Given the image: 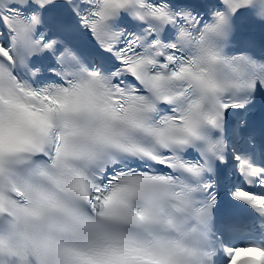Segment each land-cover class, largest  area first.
I'll use <instances>...</instances> for the list:
<instances>
[{"label": "snow or ice", "instance_id": "obj_1", "mask_svg": "<svg viewBox=\"0 0 264 264\" xmlns=\"http://www.w3.org/2000/svg\"><path fill=\"white\" fill-rule=\"evenodd\" d=\"M63 2L77 24L43 16L57 0H0V264H215L199 226L217 207L218 164L227 167L231 155L245 182L264 187L248 131L264 60L225 55L221 44L239 21H264V0H212L210 19L169 0ZM122 13L143 30L117 28ZM89 33L97 54L115 60L111 67L68 42ZM193 42L190 60L185 45ZM45 54L60 83L39 82L43 68L32 59ZM177 80L188 81L180 92ZM162 104L169 110L158 115ZM233 110L242 114L229 139ZM189 149L199 158H185ZM115 152L149 163L118 167ZM93 166L106 171L99 190L114 191L92 197L90 213L78 198L88 197L84 169ZM229 194L264 214V194ZM239 227H212L213 239Z\"/></svg>", "mask_w": 264, "mask_h": 264}, {"label": "clouds", "instance_id": "obj_2", "mask_svg": "<svg viewBox=\"0 0 264 264\" xmlns=\"http://www.w3.org/2000/svg\"><path fill=\"white\" fill-rule=\"evenodd\" d=\"M134 20H137L139 21L138 19L134 18L133 16H131ZM141 22V21H139ZM228 46V43L226 42V38H225V41L222 42L221 44V47L223 49V52L225 55L226 54V51L225 49L227 48ZM185 51L187 53V56H188V59H195L196 55L198 54V48H197V45L193 42L191 43L190 45H185ZM188 85V81L186 80H177L175 81V91L176 92H180L183 90L184 87H186ZM161 105H157L158 108H161L160 107ZM54 107H56L54 105ZM163 114V110L161 109V112L158 114V115H162ZM60 131V129L56 126H54L51 130V133L53 136H55L58 132ZM157 151H167V149H164V146L162 145H156L155 146ZM172 147H179L178 145H170L169 148H172ZM115 155V159L118 160V167L121 166V165H127V163L129 161H131L132 159H136V160H139V161H142V162H146V163H149L148 161H144V160H141L139 157H132L131 154H127V153H120V152H115L114 153ZM84 174L86 175L87 177V182L89 183V188H88V197L85 198L83 196H79L78 198V203H79V206L86 210V211H89L90 213L92 212V209L90 207L91 203L93 202L92 201V197L96 196V195H100L101 198L105 197V196H108L110 195L113 191H114V188L112 187H109L106 191H100L99 190V185L102 183V181H100L98 179V176L99 175H106V171H101V169L97 168V167H88V168H85L84 169ZM116 184H119V181L115 182ZM97 208H96V212H99L102 210V206L99 204V202L97 201ZM131 230V229H130Z\"/></svg>", "mask_w": 264, "mask_h": 264}]
</instances>
